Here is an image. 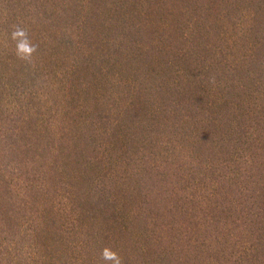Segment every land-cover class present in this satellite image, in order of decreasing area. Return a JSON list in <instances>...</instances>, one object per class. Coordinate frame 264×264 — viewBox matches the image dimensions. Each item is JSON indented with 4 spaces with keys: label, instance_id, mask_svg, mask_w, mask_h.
Instances as JSON below:
<instances>
[{
    "label": "trees",
    "instance_id": "1",
    "mask_svg": "<svg viewBox=\"0 0 264 264\" xmlns=\"http://www.w3.org/2000/svg\"><path fill=\"white\" fill-rule=\"evenodd\" d=\"M105 246L264 264V0H0V264Z\"/></svg>",
    "mask_w": 264,
    "mask_h": 264
},
{
    "label": "clouds",
    "instance_id": "2",
    "mask_svg": "<svg viewBox=\"0 0 264 264\" xmlns=\"http://www.w3.org/2000/svg\"><path fill=\"white\" fill-rule=\"evenodd\" d=\"M9 37L15 44V55L20 60L32 63L39 45L32 39L29 29L20 24L13 25ZM100 258L105 264H125L119 252L111 246L101 249Z\"/></svg>",
    "mask_w": 264,
    "mask_h": 264
}]
</instances>
